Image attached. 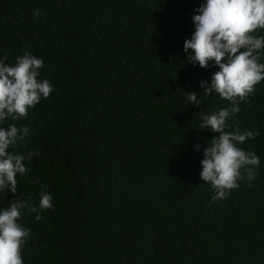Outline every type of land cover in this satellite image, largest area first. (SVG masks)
<instances>
[{"label":"trees","instance_id":"obj_1","mask_svg":"<svg viewBox=\"0 0 264 264\" xmlns=\"http://www.w3.org/2000/svg\"><path fill=\"white\" fill-rule=\"evenodd\" d=\"M202 2L0 0V56L41 58L53 85L24 117L0 123L27 126L14 151L35 153L0 207L52 196L41 220L20 216L31 232L23 264H264V80L227 121L259 133L239 145L260 160L251 187L241 180L210 203L199 179L214 135L199 128L201 112L228 106L199 87L218 69L183 51ZM193 91L198 107L184 95Z\"/></svg>","mask_w":264,"mask_h":264},{"label":"clouds","instance_id":"obj_2","mask_svg":"<svg viewBox=\"0 0 264 264\" xmlns=\"http://www.w3.org/2000/svg\"><path fill=\"white\" fill-rule=\"evenodd\" d=\"M38 14V9L33 12V16ZM191 22L194 30L183 42L186 59L204 69L211 62L218 69L208 81L199 82L203 96L215 93L228 101V106L200 115L199 128L214 133L199 161V179L212 191V203L227 198L241 180L251 187L259 167V157L239 147L259 133L238 127L228 131L227 121L239 113V104L264 80V35L255 34L264 30V0H203L194 9ZM42 66L43 60L28 51L16 56L14 63L0 56V123L24 117L53 91L50 81L40 76ZM184 95L188 105L201 104L195 91ZM28 134L27 126H0V192L17 193L16 176L26 173V162L35 153H19L14 146ZM193 147L200 149L199 144ZM38 196L35 204L31 197H18L0 207V264H23L21 249L31 232L19 223L22 212L39 221L42 212L53 207L50 193L41 191Z\"/></svg>","mask_w":264,"mask_h":264}]
</instances>
